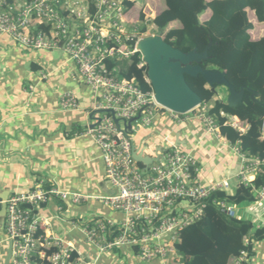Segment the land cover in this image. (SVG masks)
<instances>
[{
	"label": "built area",
	"instance_id": "obj_1",
	"mask_svg": "<svg viewBox=\"0 0 264 264\" xmlns=\"http://www.w3.org/2000/svg\"><path fill=\"white\" fill-rule=\"evenodd\" d=\"M128 3L136 5L138 0H0V33L28 49H63L86 84L102 93L95 113L103 116L95 119L87 135L101 150L105 178L114 191L100 200L126 218L115 222L102 216H83L66 222L101 252L130 245L137 248L142 261L167 260L177 253L179 233L203 217L214 194L233 196V188L245 186L251 188L256 202L264 203V186H255L257 177L264 173V161L243 154L236 146L241 159L240 171L233 178L236 183L226 179L211 186L198 182L195 157L174 147L161 151L147 168L138 165L129 125L149 127L163 111L170 112L178 122L188 114L168 110L157 103L153 88L144 92L134 80L119 79L115 70L108 69V60L130 59L139 53L137 43L144 35L128 30ZM152 20L154 15L147 17L146 26ZM133 40H137L135 45L130 44ZM144 66L142 60L140 68ZM61 107L77 110L79 105L72 93H66ZM209 109L202 104L189 114H195L209 133L221 135ZM222 116L227 117L226 125L241 135L247 132L248 125L237 117ZM89 200V196L60 190L51 180L40 181L29 193L9 196L5 203L6 234L13 244L11 264H96L87 261L74 243L48 233L47 222L37 211L58 202L57 216L64 220L67 208L82 206ZM216 205L228 216H236L235 204L226 199L216 201ZM165 238L173 244L162 246L160 241ZM248 263V254L243 252L237 264Z\"/></svg>",
	"mask_w": 264,
	"mask_h": 264
},
{
	"label": "crops",
	"instance_id": "obj_2",
	"mask_svg": "<svg viewBox=\"0 0 264 264\" xmlns=\"http://www.w3.org/2000/svg\"><path fill=\"white\" fill-rule=\"evenodd\" d=\"M134 7L129 10V15ZM211 16V11H207L205 20L201 21L206 23ZM256 29L255 26L251 32L254 41L264 37L260 33L255 35ZM53 52L60 58H52ZM66 93L76 97L77 110L61 107V98ZM101 99L102 93L86 84L78 66L63 49H28L0 33V209L1 197L29 193L40 181L51 180L62 191L90 197L82 206L67 208L64 220L57 216L58 202L37 210L47 222V232L74 243L87 261L96 264H179L178 253H172L167 260L142 261L137 248L130 245L101 252L87 242L79 229L66 222L83 216H102L115 222L126 218L100 200L114 193L105 178L101 150L87 135L88 129L95 125V119L103 116L95 113ZM165 112L159 113L149 127L133 124L134 150L142 159L152 163L161 151L174 147L195 157L199 168L198 182L204 186L238 175L241 159L236 146L220 134L209 133L195 114H188L178 122ZM149 164L138 163L144 168ZM235 181L233 179V184ZM236 191L233 188L230 195H235ZM246 203L235 205V218L252 222L257 231L264 229V221L252 217L254 209H240ZM246 215H251L252 220L245 219ZM255 239L248 264H264V238ZM160 244L165 247L173 243L165 238ZM0 264H4L1 257ZM229 264H237V259H231Z\"/></svg>",
	"mask_w": 264,
	"mask_h": 264
},
{
	"label": "trees",
	"instance_id": "obj_3",
	"mask_svg": "<svg viewBox=\"0 0 264 264\" xmlns=\"http://www.w3.org/2000/svg\"><path fill=\"white\" fill-rule=\"evenodd\" d=\"M166 8L158 14L153 25L157 29L167 30L172 24L180 25L167 32L164 39L173 47L188 53L198 49L204 52L212 39L209 59L202 63L205 69L226 72V78L237 91L246 89L243 103L238 108H230L227 101L215 99L202 78L187 77L190 87L203 99V105H211L209 115L213 117L221 135L229 143L238 146L243 154L258 157L264 161V37L254 41L251 32L255 25L250 20L249 12L254 13L259 24H264V0H164ZM135 4H127L131 10ZM211 11L212 16L206 23L201 17ZM143 21L146 16L141 15ZM145 27H147L145 25ZM148 32L143 28L139 34ZM137 40L130 44L135 45ZM140 53L130 59H110L106 65L110 71H116L119 79L134 80L144 91H152L147 82L148 67L140 68ZM257 93L258 102L252 100ZM228 116L237 117L248 125L244 135L227 124ZM255 186H264V173L257 177ZM227 200L240 205L254 203L256 199L251 188L241 186L236 194H214L207 203L203 217L187 226L179 233L175 249L179 255V264H229L231 259H238L245 252L253 253V239L264 238V229L252 235L255 226L250 221L228 216L219 209L216 201ZM255 239V240H256Z\"/></svg>",
	"mask_w": 264,
	"mask_h": 264
},
{
	"label": "water",
	"instance_id": "obj_4",
	"mask_svg": "<svg viewBox=\"0 0 264 264\" xmlns=\"http://www.w3.org/2000/svg\"><path fill=\"white\" fill-rule=\"evenodd\" d=\"M163 34L164 31L158 29L157 34L144 35L137 43V50L148 67L147 77L158 104L182 115L189 114L199 108L203 104V99L190 87L187 77H202L214 93H216L218 86L225 87L228 90L226 101L230 108H238L243 103L246 93L244 87L237 91L227 80L226 72L209 70L202 66V63L209 59V50L213 46L212 39L209 40V45L204 52L200 53L196 48L184 53L168 44ZM252 100L258 102L256 92H253ZM116 123L118 124V120ZM129 130H132V124L129 125ZM133 157L137 163H151L148 159L147 161L142 159L136 150H134ZM7 199L1 197L0 218L6 216L5 202ZM12 249V241L8 239V250L4 264H11Z\"/></svg>",
	"mask_w": 264,
	"mask_h": 264
},
{
	"label": "rangeland",
	"instance_id": "obj_5",
	"mask_svg": "<svg viewBox=\"0 0 264 264\" xmlns=\"http://www.w3.org/2000/svg\"><path fill=\"white\" fill-rule=\"evenodd\" d=\"M165 8V1L164 0H140L138 1V3L135 5L134 7V11L133 13H131L129 15V18H128V21L131 23V24H128L127 25V28L128 30L132 33V32H140L143 28H147L148 32L144 35H155L157 34L158 32V29L155 25H153L152 22L149 23V25H147L148 27H145L146 25V20L143 21L141 19V15H144L146 16V19L147 17H152V15H154L155 17L160 14ZM250 14V20L251 22L256 26V30L255 31V35H257L258 33H260V35L263 37L264 36V26L262 24H259L256 20V17L254 15V13L252 12H249ZM150 15V16H149ZM202 21L205 20L204 18V15L203 17L201 18ZM180 25L178 23L176 24H172L167 30L164 31V34H163V37H165V35L167 34V32L171 29H177L179 28ZM260 29V30H259ZM256 39V38H255ZM53 56L52 58H54L55 60L59 59L60 56L58 53L56 52H53ZM215 99H221L222 100H227L228 98V90L225 88V87H221V86H218L217 89H216V93H215ZM215 99L210 103V104H213ZM167 115H170L171 116V113L170 112H165ZM139 124V123H138ZM45 181H48V180H45ZM236 182V181H235ZM234 182V183H235ZM231 192V191H230ZM246 207H249L251 209H254L255 211V214L253 215L252 214V217L254 219H257L259 218L258 220L260 221H264V216H261L259 217L261 214H263V211H264V203H250V202H247L246 204H243L241 206L240 209L244 210ZM258 210V211H256ZM258 212V213H257ZM100 214V213H99ZM247 220H252L250 217L251 215H246L245 216ZM256 229L253 231L252 235H254L256 233Z\"/></svg>",
	"mask_w": 264,
	"mask_h": 264
},
{
	"label": "flooded vegetation",
	"instance_id": "obj_6",
	"mask_svg": "<svg viewBox=\"0 0 264 264\" xmlns=\"http://www.w3.org/2000/svg\"><path fill=\"white\" fill-rule=\"evenodd\" d=\"M1 210V209H0ZM8 250V239L6 234V216L0 218V257L5 261Z\"/></svg>",
	"mask_w": 264,
	"mask_h": 264
}]
</instances>
